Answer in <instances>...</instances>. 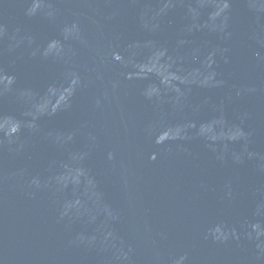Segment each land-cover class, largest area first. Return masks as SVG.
<instances>
[{
  "label": "water",
  "instance_id": "obj_1",
  "mask_svg": "<svg viewBox=\"0 0 264 264\" xmlns=\"http://www.w3.org/2000/svg\"><path fill=\"white\" fill-rule=\"evenodd\" d=\"M0 264H264V0H0Z\"/></svg>",
  "mask_w": 264,
  "mask_h": 264
}]
</instances>
